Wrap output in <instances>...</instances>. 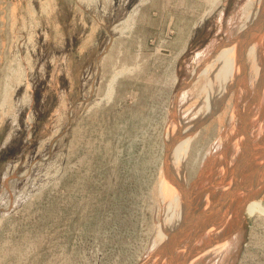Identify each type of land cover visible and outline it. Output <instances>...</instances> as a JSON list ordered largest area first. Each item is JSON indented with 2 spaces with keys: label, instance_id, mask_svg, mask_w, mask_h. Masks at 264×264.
<instances>
[{
  "label": "rangeland",
  "instance_id": "obj_1",
  "mask_svg": "<svg viewBox=\"0 0 264 264\" xmlns=\"http://www.w3.org/2000/svg\"><path fill=\"white\" fill-rule=\"evenodd\" d=\"M256 2L0 0V264L180 262L176 218L259 80ZM234 165L228 227L253 181ZM244 225L237 264H264V212Z\"/></svg>",
  "mask_w": 264,
  "mask_h": 264
},
{
  "label": "flooded vegetation",
  "instance_id": "obj_2",
  "mask_svg": "<svg viewBox=\"0 0 264 264\" xmlns=\"http://www.w3.org/2000/svg\"><path fill=\"white\" fill-rule=\"evenodd\" d=\"M255 18H256V31H257L256 41L259 43L258 45H260L258 47L259 49L257 48L259 52L256 51L257 52L256 59L257 61L260 60L258 62L261 63L264 69V63L262 64V62H264V59H263L264 53H262L264 49V41H263L264 40V35H263L264 34V0H257ZM260 53H262L263 56ZM262 92L263 91H261V93ZM250 102L251 103L253 102L252 103L253 105H251ZM247 104L248 106H246ZM242 105L244 106L243 108H242ZM256 105L257 103H255V101L253 100L252 101H249V100L242 101V98L240 97V100L236 104L234 113H233L234 115L233 130L234 131L232 130L230 134L232 135V137L233 136L235 137L233 138L229 137L231 140L230 139L229 141L227 140L228 142L226 143L227 145L231 146V150L228 152L229 154L219 153L217 155L216 160L214 161V165L217 171L215 175L214 188L212 189L213 191L210 194L211 197L207 199V198H204L205 195H202V197H200V199L196 201V206L198 207L197 208L198 210L196 211L197 214H192V216L189 217V215L185 214L186 212L185 210L184 211L185 216L183 219L181 218L180 221H177V218H176V222H175L176 242L175 244H177V248L179 250V252L177 251L178 253L177 259L180 260L178 264H195L194 262L198 260V258L199 259L201 258L202 260H207L206 258L209 259L210 255L212 254L215 255L218 253V249L220 248L219 242H221L220 236L222 238L224 237L223 235L227 234L225 231L229 225L227 224L229 222V217H228L229 214H227V212L230 207V200H232L230 199L231 197L230 192L227 188H228V185L233 182V177L230 180H229V177L227 178V170L229 167L233 168L235 166L234 165L235 163L237 164L238 167H240L241 164L245 163L246 166L249 167L248 172L251 173L253 176L255 175L258 165L261 164L262 162V160L257 159V157L261 156L260 144H262L264 140V129L260 132V134H258L257 131L259 128L258 126L260 124L261 117L258 116L259 115L258 107ZM246 107L247 109L249 107V112H247V114H244L245 113L244 108ZM255 107H257L256 108L257 111H255L256 110L254 109ZM243 115L244 116L246 115V118L248 117V120H249V123L247 125H244V128H246L245 131L243 130V127H242L243 126L242 124H245V121L243 122V118H244ZM241 129H242V132H241ZM262 148H264V146ZM211 152L212 151H210L209 154ZM192 187L189 190H191ZM231 198H234V197H231ZM183 220H184V223H183ZM181 224H183V229L180 230L179 225ZM221 228L224 230L222 231ZM226 236L222 238L223 242L220 243V245L227 241ZM194 248H196V250ZM212 248L214 249V252ZM197 252L198 254L199 253H202V254H199V255L196 254L195 256V253Z\"/></svg>",
  "mask_w": 264,
  "mask_h": 264
},
{
  "label": "bare ground",
  "instance_id": "obj_3",
  "mask_svg": "<svg viewBox=\"0 0 264 264\" xmlns=\"http://www.w3.org/2000/svg\"><path fill=\"white\" fill-rule=\"evenodd\" d=\"M261 20V19H260ZM249 21V20H248ZM244 24V26L246 25L245 23H243ZM260 31V30H259ZM261 32V31H260ZM260 34V33H259ZM264 35V34H263ZM262 37V36H261ZM259 41V40H258ZM264 41V40H263ZM256 45L259 47L260 45H258L259 43L256 41ZM263 47V46H262ZM259 49V48H258ZM261 50V49H260ZM256 51H258L257 49H256ZM259 52V51H258ZM261 52V51H260ZM262 53H264V49H263V51H262ZM262 53H260L262 56H263V54ZM256 54H257V52H256ZM255 54V55H256ZM259 57H261V56H259ZM256 58H257V56H256ZM254 59L253 60V62L250 64L251 65V67H249V65H248V69L250 68V70H251V72L252 71H254L255 73H257L256 75H259V80H257V82L253 85V86H251L250 85V83L248 82V84L247 85H250L251 87H252V92H253V95H250V96H253V97H250V101H255V103H257V107H258V113H261L260 111H262V109H264V107L262 106L263 105V99H264V79H263V77H264V69H263V67H262V65H261V63L260 62H258V61H260V60H258L257 61V59ZM263 58V57H262ZM264 59V58H263ZM262 61V60H261ZM264 62H262V64H263ZM247 69V70H248ZM244 71L246 70V69H243ZM250 70H248L249 72H250ZM249 72L247 73V74H249ZM254 72H252V73H254ZM254 73V74H255ZM245 74H246V72H245ZM246 74V75H247ZM251 74V73H250ZM243 75V74H242ZM253 75V74H252ZM249 76H251V75H249ZM248 76V77H249ZM243 77V76H242ZM245 77V76H244ZM243 77V78H244ZM247 77V76H246ZM253 77V76H252ZM257 77V76H256ZM217 78V77H216ZM242 78V79H243ZM254 78V77H253ZM258 78V77H257ZM256 78V79H257ZM255 79V78H254ZM244 80H245V82L244 83H246V78H244ZM251 80H252V78H251ZM241 81V80H240ZM249 81V80H248ZM256 81V80H255ZM254 82V81H253ZM241 83V82H240ZM244 86H246L245 84H244ZM243 86V87H244ZM247 87H249V86H247ZM251 87H249L248 89H251ZM245 90V93H246V87L244 88ZM247 89V90H248ZM263 89V90H262ZM243 90V89H242ZM263 91L262 93H261V91ZM238 92H240V91H238ZM243 91H241V93H242ZM248 92V91H247ZM251 92V93H252ZM249 93V92H248ZM240 95V94H239ZM242 95H244L243 93H242ZM248 95V94H247ZM246 95V96H247ZM249 95H248V98H249ZM241 96V95H240ZM259 97V98H258ZM243 98H247V97H245V96H243ZM257 98V99H256ZM244 100V99H243ZM244 103V102H243ZM253 103V102H252ZM251 102H250V104L251 105H253ZM255 105V104H254ZM246 106H248V104L246 105ZM260 106V107H259ZM244 106L242 105V108H243ZM257 107H255L254 109H256ZM245 109H247V107L246 108H244V111H245V113H244V111H243V113L244 114H247V112H249V107H248V109L247 110H245ZM251 109H252V107H251ZM250 109V110H251ZM260 110V111H259ZM255 111H257V109L255 110ZM264 111V110H263ZM252 112H253V110H252ZM251 112V113H252ZM263 114V113H262ZM254 115V114H253ZM252 115V116H253ZM258 115V114H257ZM246 116V115H245ZM249 116V115H248ZM258 116H260L261 117V114H259ZM257 116V117H258ZM256 117V118H257ZM246 118V117H245ZM255 118V117H254ZM259 119V118H258ZM261 121H260V124H259V128H261V130L263 129V125H261L264 121L262 120V119H260ZM259 121V120H258ZM247 122V121H246ZM239 125V124H238ZM240 128V127H239ZM232 130H233V128H232ZM234 131V130H233ZM238 131V130H237ZM232 132V131H231ZM230 132V133H231ZM236 132V131H235ZM234 135V134H233ZM229 137V136H228ZM233 137H235V136H233ZM232 137V135H230V138H233ZM229 138V139H230ZM226 139H227V136H226ZM225 139V140H226ZM229 139H227L228 141H229ZM224 140V139H223ZM222 140V141H223ZM231 140V139H230ZM227 141V142H228ZM219 142H221V140L219 141ZM226 142V143H227ZM263 143H264V141H263ZM262 143V144H263ZM228 145L226 144L225 146H223V148H221L219 145H218V147H214L215 149H218L217 151H215V153L216 152H218V151H223V149H228V150H226L225 151V153H227L231 148H228L227 147ZM215 153H213V155L212 156H215L214 154ZM224 153V152H223ZM229 154V153H228ZM229 156V155H228ZM206 166V165H205ZM206 169H207V167H205L203 170H205L206 171ZM195 186H196V189H194V190H197V188L199 187V185L198 184H195ZM193 190V191H194ZM246 190V189H245ZM244 190V191H245ZM198 191V190H197ZM195 192V195H197V193L198 192ZM190 193V192H189ZM191 193H193V192H191ZM191 193L187 196V199L186 198H184L185 200L184 201H182L183 203L182 204H184V202H186L185 204H187V202H188V204L190 203V201L191 200H189L190 198H192V196H191ZM190 197V198H189ZM242 197V196H241ZM194 198V197H193ZM195 199V198H194ZM239 204V206L241 207V205H242V203H243V198H240V200H239V202H238ZM187 204V205H188ZM186 205V206H187ZM240 209V208H239ZM246 209H247V212H249V213H253V212H255V211H260V212H264V207H263V205H262V202L261 201H259V200H257V199H253V200H251V201H249L248 202V204H247V206H246ZM183 218H184V215H183ZM233 219H234V217H233ZM184 221V220H183ZM225 221V220H224ZM184 223V222H183ZM231 223V222H230ZM229 223V224H230ZM233 223V222H232ZM228 224V223H227ZM183 225V224H182ZM182 225H181V227H182ZM239 225H238V223L237 222H235L234 224H232V225H230L225 231H226V235H223L224 237L226 236V238H227V241L226 242H224L223 244H221L220 245V243H222L223 241H222V238H224V237H222L221 238V236H220V240H221V242H219V241H217V242H219V246H220V248L218 249V253L217 254H215V255H210L209 256V259L210 260H208V258H207V260L210 262V264H227V262H228V259H227V252H228V247H229V245L230 244H233L237 239H238V230H239ZM222 229V228H221ZM224 229H222V231H223ZM225 231H224V233H225ZM220 232V231H219ZM216 233V232H215ZM217 234H219V233H217ZM221 234V233H220ZM215 235V234H214ZM211 236V235H210ZM225 238V239H226ZM199 240V239H198ZM212 240V239H211ZM211 240H210V242H211ZM218 240V239H217ZM209 241V240H208ZM216 241V240H215ZM198 242V241H197ZM214 242V241H213ZM213 242H212V244H213ZM199 243V242H198ZM203 243V242H202ZM206 243V242H205ZM209 243V242H208ZM201 244V243H200ZM204 245V244H203ZM195 249V248H194ZM213 249V248H212ZM178 252H179V250H178ZM199 252V251H198ZM198 252L197 253H195V256H196V254H198ZM213 252H214V249H213ZM199 254H202V253H199ZM198 254V255H199ZM209 254V253H208ZM176 255V254H175ZM198 258V257H197ZM199 259V258H198ZM201 258L198 260V261H200L201 262ZM206 260V261H207ZM203 262V261H202ZM204 262H205V260H204ZM206 263V262H205ZM199 264V263H198ZM201 264V263H200ZM206 264H208V263H206Z\"/></svg>",
  "mask_w": 264,
  "mask_h": 264
},
{
  "label": "water",
  "instance_id": "obj_4",
  "mask_svg": "<svg viewBox=\"0 0 264 264\" xmlns=\"http://www.w3.org/2000/svg\"><path fill=\"white\" fill-rule=\"evenodd\" d=\"M261 150L260 159L262 160L261 164L258 165L255 175H253L252 183L247 182L248 188L245 191H242L243 203L240 207L239 214L237 217V223L239 225L238 230V239L230 244L227 252V264H237L240 253H241V245L245 236V225H244V213L246 211V205L249 201L253 199H259L260 195L264 192V149ZM250 181V180H249ZM245 184V185H246Z\"/></svg>",
  "mask_w": 264,
  "mask_h": 264
}]
</instances>
